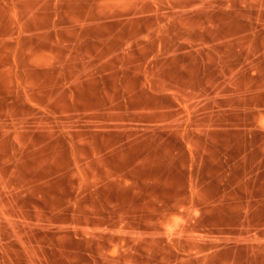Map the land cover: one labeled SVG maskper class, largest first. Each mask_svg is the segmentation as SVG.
<instances>
[{"label": "crops", "instance_id": "crops-1", "mask_svg": "<svg viewBox=\"0 0 264 264\" xmlns=\"http://www.w3.org/2000/svg\"><path fill=\"white\" fill-rule=\"evenodd\" d=\"M74 1L0 0V120L42 111L113 125L16 134L20 145L24 134L39 138L27 159L40 168L60 161L66 185L78 186L59 210L96 218L129 210L136 186L146 183L138 171L152 160L170 200L177 199L176 177L183 176L180 183L200 185L202 193L217 186L227 216H264V48H253L250 27L235 37L238 48L227 65L209 48L220 37L204 36L200 48L178 51L176 38L167 47L146 31L138 53L148 46L152 52L131 63L125 43L114 47V19L91 18L90 5L82 10ZM237 97L239 106L231 103ZM185 105L195 107L182 126ZM149 126L169 132L152 146L130 134ZM75 168L84 175L73 176ZM87 226L80 231H113L103 220Z\"/></svg>", "mask_w": 264, "mask_h": 264}, {"label": "rangeland", "instance_id": "rangeland-1", "mask_svg": "<svg viewBox=\"0 0 264 264\" xmlns=\"http://www.w3.org/2000/svg\"><path fill=\"white\" fill-rule=\"evenodd\" d=\"M79 1L83 7L90 5L91 18L114 19V47L125 43L131 63L152 52L148 46L138 53V39L145 31L156 34L167 47L170 37L176 38L178 51L200 48L204 36L220 37L224 41L209 48L223 54L225 65L235 56V37L243 26L255 34L253 48H264V0ZM231 103L241 104L238 97ZM194 107L184 106L182 126L190 123L186 119ZM104 127L113 125L89 116L42 111L29 119L0 120V264H264V216H227L217 186H206L202 193L200 185L180 183L183 176L176 177L177 199L170 200L168 186L158 183L162 174L152 160L138 171L146 183L136 186L139 194L130 197L129 210L114 208L107 218L74 217L73 210L60 211L65 199L73 201L78 186L66 185L60 161L44 162L40 168L39 162L27 159L39 138L24 134L20 145L16 134H68ZM130 132L152 146L167 136L169 127ZM189 171L192 176V165ZM72 175L84 174L75 168ZM113 199L122 200L117 192ZM98 220L107 221L113 231H80Z\"/></svg>", "mask_w": 264, "mask_h": 264}]
</instances>
